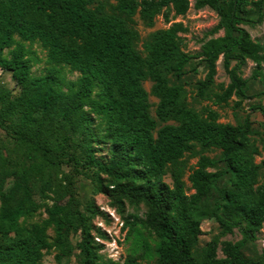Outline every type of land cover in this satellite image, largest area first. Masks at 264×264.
<instances>
[{
    "label": "trees",
    "instance_id": "trees-1",
    "mask_svg": "<svg viewBox=\"0 0 264 264\" xmlns=\"http://www.w3.org/2000/svg\"><path fill=\"white\" fill-rule=\"evenodd\" d=\"M194 6L212 8L219 21L209 33L223 35L210 37L192 55L183 50L180 37L187 27L175 22L152 34L143 55L132 17L139 14L152 25L162 14L170 22L172 13L188 12L191 0H117L112 12L94 0H0V68L20 87L14 98L0 95V126L32 154L26 165H11L0 156V264H42L53 249L58 262L77 249L81 264H143L137 251L123 261L100 252L103 245L96 238L105 233L91 222L100 211L91 205L90 214L85 213L72 189L50 180L51 169L69 162L105 174L111 187L99 188L117 201L120 212L125 200L147 206L144 217H125L123 229L140 236L141 227L156 237V264H264V251L259 259L243 251L264 226L262 165L255 161L261 150L251 138L253 115L264 117V91L249 94V79L243 76L248 61L255 63L253 78L264 76V43L244 27L263 22L264 0H195ZM26 42L46 49V73L32 74V62L40 58ZM196 57L207 67L197 82L199 96H213L216 105L236 96L237 106L261 96L243 122H220L212 107L198 112L187 103L184 85L171 82L170 75L180 80ZM221 57L230 81L214 91ZM59 66H69L79 77L66 82ZM146 80L153 82L151 94L158 98L155 115ZM76 133L86 140L82 157L68 148ZM102 143L106 157L96 154ZM196 146L202 151L189 175L194 192L188 193L179 163ZM212 149L220 150L218 158L204 153ZM169 166L172 185L165 181ZM36 179L42 198L56 194L53 204L35 198ZM42 208L47 218L29 221ZM207 218L225 233L238 229L242 241H222L221 257L214 238L198 256ZM75 232H80L76 245Z\"/></svg>",
    "mask_w": 264,
    "mask_h": 264
},
{
    "label": "rangeland",
    "instance_id": "rangeland-1",
    "mask_svg": "<svg viewBox=\"0 0 264 264\" xmlns=\"http://www.w3.org/2000/svg\"><path fill=\"white\" fill-rule=\"evenodd\" d=\"M95 4L102 2L105 3L107 11H114L117 0H94ZM195 0H191V7L185 15L173 16L170 22H166L164 16L158 15L154 23L149 25L145 22L139 14L132 17L130 22L131 26L134 27L139 33V39L136 42L137 49L146 55L145 44L150 40L152 34L159 30L170 27L175 22H182L186 27L187 31L181 32L180 37L183 43V50L196 55L202 48L203 43L212 36L223 35V31L218 34L211 35L209 31L218 23V14L210 7H204L197 9L194 6ZM252 16L257 17V13L252 11ZM244 27L251 33L252 37L258 41L264 43V19L260 24L251 26L249 24L244 25ZM26 45L34 52L37 53L40 58L39 62L35 60L32 62V74L41 75L48 71L50 65L46 63L47 51L44 49L40 43H30L26 42ZM9 50H6L8 54ZM197 66V71H193V67ZM62 69V77L66 82L74 81L79 77L77 71L71 70L69 66H59ZM255 63L248 61L247 65L243 67V76L249 79V94H257L264 91V76L253 78V70ZM187 73L180 79L177 80L173 75H170L171 82H179L184 85L186 90V101L187 103L196 109L198 112H203L206 107H212L220 114V122L232 123L234 125L241 123L245 120L248 113H250L251 106L257 103L261 96H256L255 98L245 99L242 103L237 106L238 97L233 96L228 103H223L221 105L214 104V98L201 97L198 94L197 82L200 79H204L207 73L206 64L201 61V58L196 57L192 60L191 64L186 67ZM217 76L216 85L213 88L214 91H219V84H228L230 79L224 68L223 58L221 57L217 64ZM264 72V69H263ZM153 82L146 80L144 82L145 88L149 92V100L152 104V114L155 115V108L158 103V98L151 94V87ZM6 93L11 96V98L16 97L20 94V87L17 85L16 81L13 79L12 74L0 68V95ZM212 95V94H211ZM1 109V102H0ZM256 120L253 125V133L251 135L252 141L260 148L261 154L257 155L255 161L260 163V181H264V134H263V124L264 117L259 114L253 115ZM16 121V119H14ZM56 134V129L55 133ZM74 138L69 141L70 153H75L77 156L82 157L85 154L84 144L86 140L80 133L73 134ZM96 154L98 157H106L108 149L106 144L102 143L99 148L96 149ZM202 151L200 146H196L194 151L187 152L181 159L179 166L183 169L184 175L183 179L186 184V189L188 193H193L194 190L191 188V182L189 181V175L192 173L193 168L196 166L199 159V153ZM205 154L218 158L220 156L219 149L207 150ZM0 156L5 157L11 165L20 164L26 165L30 162L32 154L29 147L24 144L18 143L12 138L8 131L0 126ZM67 159V158H66ZM172 166L168 167V173L165 176V181L169 184H173L172 177ZM51 182L59 186V188H70L79 200L80 208L87 214H90L91 205L96 206L95 209L100 212L92 217V223L95 229L100 228L104 233V237H97L103 247L101 253L107 259L111 258L117 261H123L125 257L134 251H137L140 255L143 264H156V247L155 241L156 237L149 232V230L139 227L141 230V235H135L132 232L127 235L128 227L123 229V224L125 217L130 214H139L144 217L147 206L144 203L138 206L131 204L128 200H125L124 211L120 212L117 201L109 196L106 192H102L99 185H110L109 178L100 173L96 167H84L82 165H74V163H64L61 166L51 169ZM71 181V184L69 183ZM222 184V182H221ZM41 182L37 179L34 183V193L35 198L39 202L46 201L49 204L54 203V197L56 196L53 192H48L51 196L50 198L44 199L41 197L40 192ZM55 187V186H54ZM47 218V213L45 208L40 209L33 217L29 219L31 222H40ZM202 234L199 238V243L196 247V254L200 256L206 244L212 240L217 239L220 242L219 256H223L221 251L222 241H232L235 243L242 241V233L235 229L233 233H225L222 228L216 222L214 218L204 219L202 222ZM49 234L53 235V230H49ZM80 232H75L71 239L74 245L80 241ZM144 243H148L149 249L144 247ZM245 255L251 259H259L262 257L264 251V226L258 233L257 240L249 242L243 248ZM57 251L55 249L46 252L42 264H81V257L79 250H75L73 254L64 258L61 262H58L55 255Z\"/></svg>",
    "mask_w": 264,
    "mask_h": 264
}]
</instances>
